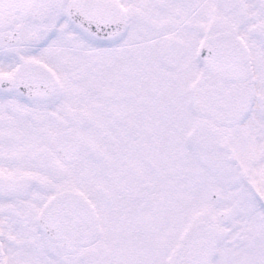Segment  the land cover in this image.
<instances>
[{
    "label": "snow or ice",
    "instance_id": "6c2138e0",
    "mask_svg": "<svg viewBox=\"0 0 264 264\" xmlns=\"http://www.w3.org/2000/svg\"><path fill=\"white\" fill-rule=\"evenodd\" d=\"M0 264H264V0H0Z\"/></svg>",
    "mask_w": 264,
    "mask_h": 264
}]
</instances>
